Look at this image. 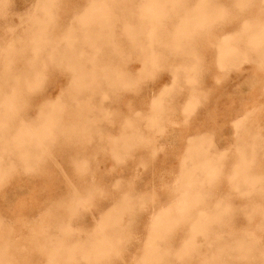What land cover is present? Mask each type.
Returning <instances> with one entry per match:
<instances>
[{
    "label": "rangeland",
    "instance_id": "1",
    "mask_svg": "<svg viewBox=\"0 0 264 264\" xmlns=\"http://www.w3.org/2000/svg\"><path fill=\"white\" fill-rule=\"evenodd\" d=\"M0 264H264V0H0Z\"/></svg>",
    "mask_w": 264,
    "mask_h": 264
}]
</instances>
